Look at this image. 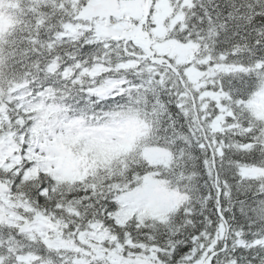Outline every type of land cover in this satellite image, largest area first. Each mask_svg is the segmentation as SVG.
I'll list each match as a JSON object with an SVG mask.
<instances>
[{"label": "snow or ice", "instance_id": "6c2138e0", "mask_svg": "<svg viewBox=\"0 0 264 264\" xmlns=\"http://www.w3.org/2000/svg\"><path fill=\"white\" fill-rule=\"evenodd\" d=\"M0 264H264V0H0Z\"/></svg>", "mask_w": 264, "mask_h": 264}]
</instances>
